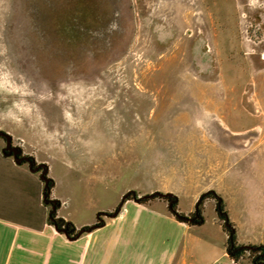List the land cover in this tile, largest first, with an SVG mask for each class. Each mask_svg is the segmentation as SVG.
<instances>
[{
  "label": "rangeland",
  "instance_id": "obj_1",
  "mask_svg": "<svg viewBox=\"0 0 264 264\" xmlns=\"http://www.w3.org/2000/svg\"><path fill=\"white\" fill-rule=\"evenodd\" d=\"M0 130L79 218L128 191L189 216L212 189L264 245V0H0ZM215 201L186 223L195 264L223 250Z\"/></svg>",
  "mask_w": 264,
  "mask_h": 264
},
{
  "label": "crops",
  "instance_id": "obj_2",
  "mask_svg": "<svg viewBox=\"0 0 264 264\" xmlns=\"http://www.w3.org/2000/svg\"><path fill=\"white\" fill-rule=\"evenodd\" d=\"M3 148L0 145V264H195L184 240V230L190 226L132 199L122 204L117 215L102 214L103 224L91 231L68 235L58 229L49 221L51 208L43 200L38 171L5 155ZM50 192L58 201L57 217L76 230L115 207L96 208L92 210L99 211L96 218L86 220L78 217L85 212L82 203L68 207V199L55 191V181ZM225 238L221 254L201 264H244L229 257L226 233Z\"/></svg>",
  "mask_w": 264,
  "mask_h": 264
},
{
  "label": "trees",
  "instance_id": "obj_3",
  "mask_svg": "<svg viewBox=\"0 0 264 264\" xmlns=\"http://www.w3.org/2000/svg\"><path fill=\"white\" fill-rule=\"evenodd\" d=\"M50 191L54 186L53 179L50 178L48 182ZM50 192L48 195V198L50 199ZM153 197H158V195L154 194ZM160 197V196H159ZM152 198V197H151ZM165 198L169 199L171 203V206L169 207V210L173 216L179 221L191 224V225H201L204 222V216L202 213V206L203 202L207 198H213L215 199V210L217 212V217L222 223L223 230L227 233V241H226V252L234 261H241L244 257L248 259L249 264H264V245L262 243L258 244H242L239 243L236 239V231L235 227L233 226V223L229 220L227 211L224 208L223 200L217 194L214 190H207L203 192L197 202L196 207L192 215H184L183 213L179 212L176 208L177 205V196H166ZM135 200L139 203H146L150 198L138 196L135 191H128L126 192L119 204L115 207V209L111 212H107V216L111 213H118L120 211V208L122 204L126 200ZM55 201V206L57 208L58 201L55 199H51ZM103 212H99L97 216V220L90 225H86L81 227L80 229L76 230L75 227L71 222H68L64 220L63 218L57 217L56 210L52 211L50 210V223L57 226L58 229L66 231L68 235H77L79 234V231L86 232L91 231L94 228L101 226L103 224V219L101 218Z\"/></svg>",
  "mask_w": 264,
  "mask_h": 264
},
{
  "label": "water",
  "instance_id": "obj_4",
  "mask_svg": "<svg viewBox=\"0 0 264 264\" xmlns=\"http://www.w3.org/2000/svg\"><path fill=\"white\" fill-rule=\"evenodd\" d=\"M4 137L5 140H6V146L3 150V153L5 155H12L13 158L15 159V161L21 163L23 161H26L28 164H29V168L32 170V171H39L40 170V179L43 180L44 182V187H43V200L46 204L50 203L52 201V205H51V210L54 211L56 210V206H55V201L51 200L48 198V195H49V192H50V188H49V185H48V182H49V177L47 175V171H48V168H47V165L45 163H39L37 164L36 166H34V160L32 158H30L29 156H24V157H21L18 155V153L20 152V149L18 146H14V145H11L12 144V136L5 132V131H2L0 130V137ZM156 194L160 197H166V196H172L173 193L171 192H155V193H150V194H146V195H143V197H148V198H151L153 197V195ZM171 206V204H169V207ZM105 215H107V212H103ZM117 215V213H111L109 214V216H115ZM55 227H57L55 225ZM64 231V230H63ZM83 231V230H81ZM81 231H79V233H81ZM66 233V231H64Z\"/></svg>",
  "mask_w": 264,
  "mask_h": 264
},
{
  "label": "flooded vegetation",
  "instance_id": "obj_5",
  "mask_svg": "<svg viewBox=\"0 0 264 264\" xmlns=\"http://www.w3.org/2000/svg\"><path fill=\"white\" fill-rule=\"evenodd\" d=\"M0 138H3L4 139V141H5V146H6V140H5V138L4 137H0ZM11 145H14V146H18V145H16V144H14L13 142H12V144ZM5 146H4V148H5ZM19 147V149H20V152L18 153V155L19 156H21V157H24V156H29L30 158H32L33 160H34V158L32 157V156H30V155H25L24 153H23V151H22V149H21V147L20 146H18ZM4 148H3V150H4ZM10 156H12V155H10ZM23 162H26V161H23ZM27 163V162H26ZM37 164L35 163V160H34V166H36ZM40 171V170H39ZM50 204L52 205L53 203H52V201L50 202ZM169 204H171V203H169ZM169 206V205H168ZM101 218H102V216H101Z\"/></svg>",
  "mask_w": 264,
  "mask_h": 264
}]
</instances>
